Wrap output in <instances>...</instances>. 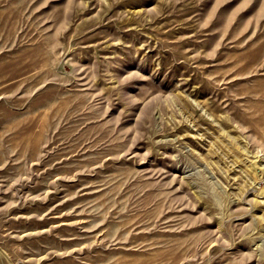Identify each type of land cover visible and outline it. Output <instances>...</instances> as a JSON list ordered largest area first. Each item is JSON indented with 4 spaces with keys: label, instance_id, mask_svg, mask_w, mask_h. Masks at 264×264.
Wrapping results in <instances>:
<instances>
[{
    "label": "rangeland",
    "instance_id": "1",
    "mask_svg": "<svg viewBox=\"0 0 264 264\" xmlns=\"http://www.w3.org/2000/svg\"><path fill=\"white\" fill-rule=\"evenodd\" d=\"M0 264H264V0H0Z\"/></svg>",
    "mask_w": 264,
    "mask_h": 264
}]
</instances>
